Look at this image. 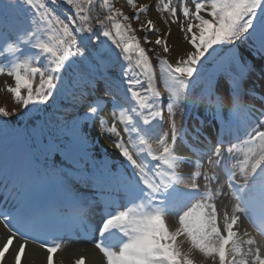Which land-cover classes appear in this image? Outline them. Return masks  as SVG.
I'll return each instance as SVG.
<instances>
[{
  "label": "snow or ice",
  "instance_id": "obj_1",
  "mask_svg": "<svg viewBox=\"0 0 264 264\" xmlns=\"http://www.w3.org/2000/svg\"><path fill=\"white\" fill-rule=\"evenodd\" d=\"M127 3L134 10L131 18L110 0H103L106 15L102 18L93 14L94 0H15L0 5V16L10 10L26 11L14 33L0 32V56L7 53L12 58L8 65H0V75L13 80L6 90L22 106L19 116L28 120L48 108L83 66L82 79H86L78 96L85 109L81 120L115 137L114 147L127 170L119 181L125 203L106 201L98 229L95 247L106 264H196L181 251L177 243L181 236L210 264H264V102L259 107L243 102L250 91L243 78L250 68L239 47L257 31L264 36V0H193L194 9L187 0H180L179 7L173 0H157L155 7L170 16V20L161 17L167 32L161 35L154 20L147 19L139 24L145 43H153L148 35L152 33L155 45L169 52L170 24H180L188 45L174 62L153 52L168 92L166 107L156 87L152 58L131 23L153 5H138L137 0ZM178 11L186 23H180ZM29 46L38 51L27 54ZM225 50L232 53L225 67L228 75L211 77L207 83L213 117H221L227 103L247 129L246 139L236 137V142L227 143L220 131L214 137L200 127L189 131L177 120L178 113L183 116L181 105L188 102L190 90L198 83L194 78L202 80L207 65ZM260 51L264 53V40ZM41 57L46 58L44 66H39ZM113 58L121 71L119 81L105 77L110 99H89L98 82L89 68L113 62ZM235 68L241 69L240 78L231 76ZM105 110L111 122L102 114ZM165 110L168 127L157 131ZM13 115H17L15 109L0 107V128ZM225 127L232 135L234 121ZM87 140L81 129L77 147L82 149ZM181 145L187 153L180 150ZM237 154L241 158L234 160ZM106 175L84 179L103 180ZM225 196L235 203L231 214L223 213L221 223L217 204ZM257 204L258 216L249 212ZM170 215L176 216L179 225L174 230L167 220ZM242 217H250L256 234L243 227ZM0 223L6 229L0 237V264H24L30 241L47 252V264H55L54 257L65 247L62 238L48 239L68 229L63 218L48 219L22 206L14 212L0 210ZM85 223L81 213V225ZM73 264H86V257L76 258Z\"/></svg>",
  "mask_w": 264,
  "mask_h": 264
},
{
  "label": "rangeland",
  "instance_id": "obj_2",
  "mask_svg": "<svg viewBox=\"0 0 264 264\" xmlns=\"http://www.w3.org/2000/svg\"><path fill=\"white\" fill-rule=\"evenodd\" d=\"M110 2L114 3L116 8L122 9L124 13L127 14L130 18L132 17L134 10L128 5L127 0H110ZM179 2L180 0H173V5L179 7ZM137 3L138 5H153V8L150 9L148 13L141 14L140 20L132 19L131 23L133 28L136 29L135 34L140 37L142 46L148 51L149 56L152 58V62L156 71V87L161 94V97L163 98V105L166 107L168 92L164 86L163 79L159 71L158 58L153 54V52L155 51L159 53L160 58H165L170 60L171 62H174V60L184 52L179 51V46L176 44V42L178 41H182L183 43H185L183 41V33L180 30V24H170L171 35L168 37L167 41L170 51L167 53L163 51V45H155L154 41L156 39V36L152 33H149L148 35L149 39L153 43L151 45L145 43L143 39L144 32L140 30L139 24L146 21L147 19H153L157 24V27L160 29L161 35H163L165 32H167V26L162 22L161 17L170 20V16L167 13L160 12L155 7L157 0H137ZM187 3L194 9L193 0H187ZM24 12L25 11H19L21 15L24 14ZM93 14H106V12L103 10V0H98L94 4ZM178 15L180 16V23H186L183 20L182 13L178 11ZM11 16H13V10H10L5 16H1L0 23L1 25L4 23V25H2L4 31L14 33V30L18 28L16 26L18 22L15 21V18L12 19ZM247 40H249L254 46H257L256 44L261 43L262 40H264V36H262L261 33L257 31ZM247 40L239 44V47L242 51V58L243 60L248 62L250 68V71L243 78L246 90L250 91H247L242 99L243 102L256 106L257 102L255 100V93H259L261 91L262 83L264 81V58L260 56L256 49H253L252 47L247 45ZM29 47L25 49L26 53L29 52ZM223 53L229 54L224 56V58L222 59L221 55L215 62L208 64L207 68H210V70L204 75L202 80L200 78H194L198 80V83L194 88L190 90L188 102L181 105L183 116L178 113L177 120L178 122L183 123L189 131L194 130L197 127L203 129V126L205 124L212 121L213 115H211L210 112L211 109H214V107L209 102L207 83L208 79L211 77L228 75V73L225 72V67L230 63V57L232 53L228 50H225ZM46 63L47 61L45 60L41 61V65L39 66H44ZM81 68H83V66L78 67V70L80 72ZM89 70L97 76L98 81L96 85V91L89 99L96 97L110 99L109 94L105 90V77L107 78V80L119 81V73L121 71L120 63L110 68L104 66L102 70L100 69V67H92V69L89 68ZM234 70L241 74V69L235 68ZM101 73H103V76L100 75ZM82 85L83 79L80 81L74 79L73 83L67 86V92L64 96L60 95L56 98L55 101L50 102L48 110H45L47 117L44 118L39 126H37V124L32 119L31 122H26V125H23V122L18 124L13 123L12 118L17 117L19 113L23 111L22 106L15 102L13 94L6 90L7 86L0 87V107H6L10 112L13 109L17 111V115L6 118L8 121L7 126L4 128H0V134L6 132L9 134L11 133L19 135L22 139H24L23 145L29 149L31 155L35 156V161H37L40 165L45 163V165L47 164L49 167L54 169V178L56 179L60 192L64 196L82 207H94L96 203L101 202V198L98 197L97 191L93 189H85L82 187L85 182L87 184H90L92 180L84 181L81 177H83L84 175H86V177H92L95 173H100L101 175L107 174L106 178H114L117 181L120 178L119 172L122 169L126 168L123 159H113V161L110 163L113 165L114 171H111L109 173H103L101 171V166L105 162H107V158L103 155L107 154V156H111L106 151H103L101 153L95 152V157L99 161V164H96L95 166L85 165L84 167L81 166L78 168H73L68 164L62 162L61 160L44 158V161L43 159V157L47 153L44 144L49 139L53 140L56 144H63L68 150L78 155L81 154V156H85L86 152H89L86 151V145H84L82 149L77 147L76 145V137L77 135L81 134V117L83 111L85 110L81 106V101L78 98L79 91ZM58 98L61 99L60 102H56ZM211 99L214 100L215 96H213ZM57 104L62 105L65 110L61 111L57 109ZM225 110V112H227L228 119L235 117L236 110H230V106H228L227 103ZM167 118V112L165 110L164 122L158 126L157 131L167 129ZM78 121L79 125L77 124ZM16 125L18 127L15 128ZM36 129V138L39 142L41 150L43 151V154L42 151L40 154L35 151L34 137L32 136L31 132H35ZM246 130L247 129L243 130V134L240 138L241 140L246 139ZM229 141L236 142V140L234 139H229ZM238 158H241L239 154L234 157V160ZM120 202H123V196L121 197ZM234 203L235 201L227 196L222 197L218 200L217 207L218 211L220 212L219 220L221 223L223 221V213L226 211L231 214ZM167 220L171 230H174L179 226L175 215H170L169 217H167ZM183 238L184 236H181L177 241L179 247L180 245L183 246V248L181 249L183 253L188 254L190 258L194 259L196 261V264H199V262L201 261H208V263L210 262L208 258L203 257L198 251H193L190 241H188V239L184 240Z\"/></svg>",
  "mask_w": 264,
  "mask_h": 264
},
{
  "label": "bare ground",
  "instance_id": "obj_3",
  "mask_svg": "<svg viewBox=\"0 0 264 264\" xmlns=\"http://www.w3.org/2000/svg\"><path fill=\"white\" fill-rule=\"evenodd\" d=\"M176 44L179 46L178 49L181 52L188 48V45L182 41H178ZM0 51H3L2 44H0ZM11 59V56L5 53L3 56H0V65H8ZM11 83H13L11 78L6 75H0V87ZM260 93L261 96L255 97L257 102L256 107H259L264 102V81ZM102 114L111 122V115L108 110H105ZM225 125L213 117L211 123L203 126L202 131L210 133L213 137L217 131H220L224 136L228 134ZM118 127L122 128L119 124ZM219 127H221V130L218 129ZM81 129H84L88 137L86 149L96 153L106 151L111 155V159H122L119 156L118 150L114 147L115 137L101 134L99 128L86 126L83 121ZM232 134L236 135L235 129ZM125 139L127 140L126 136ZM10 141L11 143H9ZM54 144V141L51 139L45 143L48 155L63 159L60 151L58 152L54 148ZM0 145V208H10L13 212L22 206L27 210H40L39 212L41 213L45 210L44 215L46 217L50 216L57 220L63 218L65 222L75 221L80 225L81 213H83L86 216L87 223L83 224V226L81 225V227L89 228L88 225L90 224L91 229L83 233L76 240L64 239L65 247L54 257L55 264H73L74 260L80 256L86 257V264H106L103 253L95 245L97 243L98 227L100 226L101 218L105 215V202L109 200L118 201L120 195L123 194V191L119 190L118 184L106 178L97 180L104 199L102 203L98 202L99 204H95V208H102L101 212L98 214L95 211L91 214V212H87L78 204L63 196L54 178V169L48 166H41L32 160L29 149L23 146L21 138L16 135L1 133ZM5 146H7V149L3 153L1 149ZM50 148L51 150H49ZM180 150L187 153V150L182 145L180 146ZM10 155L11 157H9ZM5 157L9 162L5 160ZM73 160H76V158H73ZM82 160L86 162L85 164L98 162L96 159L97 162L95 160L87 161V158L86 161L85 159ZM4 165L5 168L3 167ZM99 176L101 175H97L96 177ZM249 212L258 216L261 208L257 204L256 208L249 210ZM51 213L52 215H50ZM249 219L250 217H242L243 227L256 234L248 227ZM95 224L97 225L96 231H94ZM5 232L4 225L0 223V237ZM24 264H47V252L40 247L39 243H32L30 241V248L26 250Z\"/></svg>",
  "mask_w": 264,
  "mask_h": 264
},
{
  "label": "trees",
  "instance_id": "obj_4",
  "mask_svg": "<svg viewBox=\"0 0 264 264\" xmlns=\"http://www.w3.org/2000/svg\"><path fill=\"white\" fill-rule=\"evenodd\" d=\"M101 18H102V17H101ZM115 62H116V61H115V58H113V62H111V63H115ZM77 76H78V78H82V74H81L80 71H78ZM41 113H42V111H41Z\"/></svg>",
  "mask_w": 264,
  "mask_h": 264
}]
</instances>
